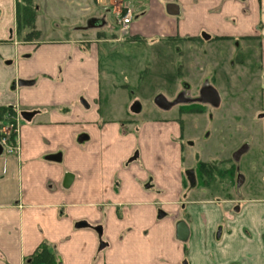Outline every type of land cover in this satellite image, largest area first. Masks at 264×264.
Here are the masks:
<instances>
[{
  "label": "crops",
  "instance_id": "obj_1",
  "mask_svg": "<svg viewBox=\"0 0 264 264\" xmlns=\"http://www.w3.org/2000/svg\"><path fill=\"white\" fill-rule=\"evenodd\" d=\"M34 7L20 32L16 0H0V129L18 126L16 150L0 154V264L43 245L55 264H264V188L230 192L231 179L198 171L252 151L264 183V0ZM214 117V146H194Z\"/></svg>",
  "mask_w": 264,
  "mask_h": 264
},
{
  "label": "rangeland",
  "instance_id": "obj_2",
  "mask_svg": "<svg viewBox=\"0 0 264 264\" xmlns=\"http://www.w3.org/2000/svg\"><path fill=\"white\" fill-rule=\"evenodd\" d=\"M123 66L122 67L126 69L125 72L129 74L132 73L133 69H131V67H129L126 64H123ZM154 83L159 84V81L156 79V82L154 80ZM148 88H150V86H148ZM145 91L148 92L147 90ZM205 128L206 127H202V129H200V127H198L197 136H199L200 134L201 136L199 137L200 140L198 141L193 140L195 141L194 146L198 147L200 146L201 143H206L207 147L210 149L212 146H214L216 140H218V138L220 137L217 135V128H221L220 120L216 121V118L214 117V120L211 122V126L206 129ZM204 131H206V134L209 137H207L206 135L203 138ZM217 145H219L218 142H217ZM258 157L259 155L257 154V152L254 153L251 151L249 154L247 153L238 163H236L235 161H232L231 164L229 165V169L224 168L225 171H227V173L223 171L220 172V170L223 169L225 164L223 163L224 164L223 165L221 163H217V168L219 172L215 174L214 178H216L217 180H220V183L223 180L231 179L230 186H232V188H230L229 191L234 192L236 188V183H238L240 177H242V179L244 180V183L240 187V191H239L240 194L249 195V196H260L263 193L264 183L262 181V175L260 173L261 167L259 165ZM238 172L240 173V175L237 178H235ZM231 176H234V178H231ZM232 181L234 182V184Z\"/></svg>",
  "mask_w": 264,
  "mask_h": 264
},
{
  "label": "trees",
  "instance_id": "obj_3",
  "mask_svg": "<svg viewBox=\"0 0 264 264\" xmlns=\"http://www.w3.org/2000/svg\"><path fill=\"white\" fill-rule=\"evenodd\" d=\"M16 9L18 30L32 29L37 17L34 0H16ZM26 264H55L54 255L43 245Z\"/></svg>",
  "mask_w": 264,
  "mask_h": 264
},
{
  "label": "flooded vegetation",
  "instance_id": "obj_4",
  "mask_svg": "<svg viewBox=\"0 0 264 264\" xmlns=\"http://www.w3.org/2000/svg\"><path fill=\"white\" fill-rule=\"evenodd\" d=\"M17 134H18V126H17V123L15 122H10L1 127L0 145L3 148V151H4V144L2 143V139L6 138L7 139L6 144L15 148L16 143L14 144V141H15ZM223 169L220 170V172L223 171ZM198 171L200 172V177L204 184L220 183V180H217L216 178H214L215 174L219 172L216 162H213V161L212 162H201L200 161L198 163ZM240 179H242V177H240ZM240 179H239V183H240Z\"/></svg>",
  "mask_w": 264,
  "mask_h": 264
},
{
  "label": "water",
  "instance_id": "obj_5",
  "mask_svg": "<svg viewBox=\"0 0 264 264\" xmlns=\"http://www.w3.org/2000/svg\"><path fill=\"white\" fill-rule=\"evenodd\" d=\"M170 11H174L176 10V7L175 6H170ZM202 96H203V99L207 102H210L212 103L213 105H217L219 103V95L217 93V91L213 88V87H206L203 91H202ZM158 104L165 107V108H168L170 107V105L168 103L165 102V100L163 98H159L158 99ZM28 117V116H27ZM245 148L239 150L235 155L234 157L236 159H238L240 157V155L244 152ZM3 152V148L2 146L0 145V154H2ZM242 182V179H240V183ZM188 234H189V230H188V227L185 223H179L178 225V237L181 239V240H185L187 239L188 237Z\"/></svg>",
  "mask_w": 264,
  "mask_h": 264
},
{
  "label": "built area",
  "instance_id": "obj_6",
  "mask_svg": "<svg viewBox=\"0 0 264 264\" xmlns=\"http://www.w3.org/2000/svg\"><path fill=\"white\" fill-rule=\"evenodd\" d=\"M132 20H133V11L128 7L125 9L124 12H121L118 15L117 24L122 33L128 30L130 24L132 23ZM6 141H7L6 138L2 139V143L4 144V151L8 154L14 153V150L16 149L6 144Z\"/></svg>",
  "mask_w": 264,
  "mask_h": 264
}]
</instances>
